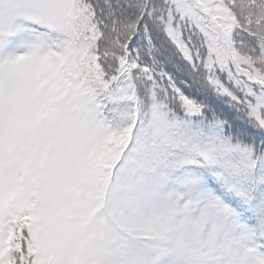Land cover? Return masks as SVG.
<instances>
[{
  "label": "snow or ice",
  "instance_id": "6c2138e0",
  "mask_svg": "<svg viewBox=\"0 0 264 264\" xmlns=\"http://www.w3.org/2000/svg\"><path fill=\"white\" fill-rule=\"evenodd\" d=\"M0 264H264V0H0Z\"/></svg>",
  "mask_w": 264,
  "mask_h": 264
}]
</instances>
